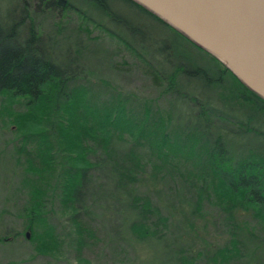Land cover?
I'll return each mask as SVG.
<instances>
[{
    "label": "trees",
    "instance_id": "obj_1",
    "mask_svg": "<svg viewBox=\"0 0 264 264\" xmlns=\"http://www.w3.org/2000/svg\"><path fill=\"white\" fill-rule=\"evenodd\" d=\"M121 1L133 13L125 17L113 6L114 0L42 3L56 8L61 16L74 10L85 23L78 31L88 37L96 26L116 37L134 53L139 62L136 66L158 89L152 99L123 91L106 79L92 78L87 65L90 57L82 50L73 55L65 23L58 21L57 31L44 38L32 16L24 31L21 20L0 16V94L6 97L1 113L7 115V128L17 133L16 163L24 174L17 190L26 199L21 214L23 231L0 235V242L9 244L21 233L26 238L28 231L36 254H62L64 239L49 216L57 200L61 210L70 214L81 252L84 233L93 239L95 232L78 214L89 208L94 195L107 210L128 209L122 224L138 239H148L157 235L155 226L165 217L140 189L157 178L177 176L186 181L183 188L191 197L186 202L192 213L200 212L203 205V230L209 231L205 211L211 203L234 224L229 236L219 241L222 243L215 245L220 238L210 234L209 240L204 239V264H233L241 248L250 258H257L253 249H247L248 236L256 235L253 231L246 234V220L241 217L257 219L263 231L259 244H263L264 99L218 58L152 11L135 0ZM26 9V4L20 7L22 19ZM151 31H157L156 42ZM57 39L66 40L67 56L50 46ZM76 44L83 46L80 39ZM108 54L116 70L122 64L127 70L134 68L124 59L120 64L116 51ZM169 96L175 102L172 109L180 113L178 120H183L180 124L172 110L158 105L160 98ZM18 103L24 109L9 108ZM122 224L115 229L116 235L122 232ZM171 253L175 264H196L201 256L200 252L179 254L178 248Z\"/></svg>",
    "mask_w": 264,
    "mask_h": 264
},
{
    "label": "rangeland",
    "instance_id": "obj_2",
    "mask_svg": "<svg viewBox=\"0 0 264 264\" xmlns=\"http://www.w3.org/2000/svg\"><path fill=\"white\" fill-rule=\"evenodd\" d=\"M113 3V6L121 10L124 16L133 13L123 1L114 0ZM25 4L27 5L25 10L26 17L22 19L23 14L20 13V7H24ZM1 15H10L12 19L21 20L20 28L22 31L26 29L25 25L27 27L30 25L32 16L35 28L40 32L41 37L44 38L49 33L57 31L56 23L58 21L65 23L64 33L69 35L67 43L71 46L73 55H76L77 50H82L85 56L90 57V62L87 65L90 70L88 72L92 78L106 79L123 91L135 93L140 97L152 99L158 94V89L154 86L150 76L145 74L142 68L136 66L139 62L134 53L126 50L116 37L102 32V29L98 26L92 28L91 37H88L84 32H79L78 30L83 20L79 18V15L74 10H71L67 15L61 16L56 8L50 9L44 6L42 0H0ZM131 17L134 18V16ZM142 18L140 17L139 19ZM143 20L140 21L144 23ZM103 24L115 29L114 25L109 22H103ZM67 28L70 30L65 31ZM151 32L152 38L156 42L157 31ZM94 36L98 37L93 38ZM149 36H151L150 33ZM59 37H62V34H59ZM77 39L82 40L83 46H77ZM67 43L64 39L51 40L50 46L55 49L57 54L67 56ZM112 51H116V54H119L116 60L120 64H122L121 62L124 59L134 68L127 70V67H121L123 64L121 66L117 64L120 70H116L117 67H113V64L107 59L108 53ZM95 52L101 54L99 60L100 55L94 54ZM92 54H94L93 57ZM91 58L95 61L91 60ZM5 98L4 95L0 94V235L6 233L13 235L24 229L25 220L22 219L21 214L23 213L26 199L17 190L22 186L24 174L23 168L16 163L18 141L15 138V134L17 133L7 128L8 126L5 125L7 115L1 113V103L5 102ZM6 103L8 104V100ZM174 103L173 97L170 96L160 98L158 101L159 106L173 111L175 122L180 124L183 120L180 119L181 121H179L180 113L172 109ZM9 108L22 110L24 105L21 103L13 104ZM184 108L182 107V110ZM21 159L24 161L22 156ZM185 184L186 181H181L179 177L175 176L173 179L166 177V179H161L160 181L157 178L156 181H149L140 189L148 193L153 202L159 205V211L165 217L163 223L155 226L157 235L143 240L138 239L130 229L125 228L126 225L122 224L121 219L124 221L125 216L128 215V209L124 207L121 212L120 207L107 210L103 204L104 202L97 199L98 195H94L92 198L89 197V208L87 210L81 209L78 218L82 220L85 226H92L95 238H89L90 235L85 232L84 239L86 241L81 252H78L80 249L77 240L79 235L75 232L76 228L70 218V214L62 211L60 203L55 200L51 205L54 212L49 216L51 223L55 225L59 235L64 239V246L61 249V251L63 250L62 254H56L54 257L36 254L32 242L29 240L30 233L26 231V238L21 233L16 240L9 244L0 242V264H175L171 253L174 248H178L179 254L183 253L185 255L191 254L189 252H193V255L200 252L201 256L197 257L196 264H204V239L209 240L207 237L209 234L219 237L220 240H217L215 244L218 245L217 243L223 242L219 241L229 236L231 225L234 227V224L231 223L227 218V214L222 212L217 204L211 203L206 206L205 211V217L209 222V231L203 230V205L200 212L192 213V206L186 202V199L191 197L186 187L183 188ZM93 199L99 200V202H94ZM154 217L156 220V215ZM241 218L246 220V234L248 235L249 231H253L256 235V238L248 236L250 242L247 249L249 251L253 249L255 252L252 254H256L257 258H250L246 254V249L241 248V254L235 258L233 264H264V243L259 244V240L263 236L260 224L257 219L250 216ZM117 223L119 224L117 225ZM115 224L116 227L114 228ZM120 224L124 228H122V232L119 231L120 235H116L115 229ZM203 231L208 234L206 236L203 235ZM27 233H29V236H27ZM256 245L258 246L255 247Z\"/></svg>",
    "mask_w": 264,
    "mask_h": 264
},
{
    "label": "water",
    "instance_id": "obj_3",
    "mask_svg": "<svg viewBox=\"0 0 264 264\" xmlns=\"http://www.w3.org/2000/svg\"><path fill=\"white\" fill-rule=\"evenodd\" d=\"M135 1L218 58L264 99V0Z\"/></svg>",
    "mask_w": 264,
    "mask_h": 264
}]
</instances>
